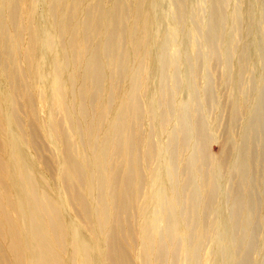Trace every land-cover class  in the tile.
<instances>
[{
  "label": "rangeland",
  "instance_id": "obj_1",
  "mask_svg": "<svg viewBox=\"0 0 264 264\" xmlns=\"http://www.w3.org/2000/svg\"><path fill=\"white\" fill-rule=\"evenodd\" d=\"M115 1L0 0L8 124L22 126L37 172L63 201L62 210L89 229L93 213L85 216L82 206L90 203L87 191L78 176L64 180L57 145L73 142L76 154L87 156V134L96 131L90 143L101 141L112 103H129L133 78L138 111L128 118V135L140 190L128 212L118 195L111 200V223L127 264H264V0H149L152 26L143 55L123 72L142 0H119L122 17ZM117 27L114 56L106 59L111 70L95 84L84 63L107 51ZM46 33L57 39L63 75L47 72L35 58ZM113 145L108 166L121 187L126 172ZM167 171L174 213L158 187ZM174 216L183 221L185 242L169 234ZM144 219L156 237L148 262Z\"/></svg>",
  "mask_w": 264,
  "mask_h": 264
},
{
  "label": "bare ground",
  "instance_id": "obj_2",
  "mask_svg": "<svg viewBox=\"0 0 264 264\" xmlns=\"http://www.w3.org/2000/svg\"><path fill=\"white\" fill-rule=\"evenodd\" d=\"M114 7L122 17L124 7L119 0L115 1ZM151 14L149 0H142L139 4L138 16L133 22V26L138 27V33L134 40L127 41L120 65L121 72L137 62L136 60L143 55L142 49L146 39L149 38L152 26ZM45 16L49 19L47 12ZM117 23L118 20L115 22L116 26ZM118 31L117 27V30L111 33L106 52L89 56L84 63L86 77L91 78L95 84L99 83L111 70L110 62H106V59L108 56H114L113 47ZM47 35L45 45L42 42L43 46L41 50L38 49L35 58L44 61L43 65L47 72L52 69L63 75L62 69L57 66V62L62 58L57 49V39L49 33ZM36 36L39 39L42 37L39 28ZM79 37L85 38L82 30ZM48 78H50L49 75ZM130 82L131 86L127 92L129 103L127 105L121 101L112 103L105 119L108 125L106 134L97 140L101 141L90 143L93 136H97V132L91 130L87 134L89 139L87 156L76 154L73 142L65 141L64 144L57 145V155L63 169L61 174L64 180L67 182L78 176L82 178V185L87 191L90 203H84L82 206L85 216L93 213L91 217L89 215L90 219L88 218L89 229L84 225V227L77 226L76 219L62 210L63 201L58 199L56 193L52 192L49 184L37 172L38 166L26 149L28 144L22 126L17 122L8 124L9 116L6 106L9 96L0 85V102L2 101L3 104L0 105V120L6 124L3 126V123L2 127L0 126V131L3 132L0 140V264H107L109 259L114 260L115 264H127L117 230L112 227L111 200L113 196L118 195L122 199L121 208L127 211L135 197V191H137L135 188H140V184L135 187L137 182L135 184L133 182L136 181L138 172L134 168L135 160L132 156L133 136L128 135L131 129L128 118L138 111L135 101L137 85L133 78ZM160 126L156 128L158 131ZM75 132L77 133L76 129H74ZM113 144L117 146L115 153L120 158V170L126 172V179L121 187L119 182L114 181L108 166ZM87 175L88 179H86ZM167 176V182L165 177H161L158 187L166 191L167 204L171 205V212L174 213V188H172L168 171ZM37 177L41 180L38 181ZM139 180L140 178L137 181ZM125 197H128V201ZM153 200L149 195L146 201L148 206ZM168 221L169 234L174 238L182 236L185 242L186 231L183 221L176 216L169 218ZM141 226V235L145 240L143 253L148 262L152 257V244L156 237L152 233L148 220L144 219ZM184 246L188 254L187 244L184 243ZM231 254V262H233V250Z\"/></svg>",
  "mask_w": 264,
  "mask_h": 264
}]
</instances>
